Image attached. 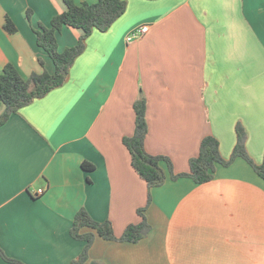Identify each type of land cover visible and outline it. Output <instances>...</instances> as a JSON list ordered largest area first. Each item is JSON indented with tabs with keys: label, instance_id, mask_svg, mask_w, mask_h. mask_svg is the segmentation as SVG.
<instances>
[{
	"label": "crops",
	"instance_id": "crops-1",
	"mask_svg": "<svg viewBox=\"0 0 264 264\" xmlns=\"http://www.w3.org/2000/svg\"><path fill=\"white\" fill-rule=\"evenodd\" d=\"M95 0H74L76 4ZM106 31L93 30L65 82L19 108L0 126V247L24 264H71L84 246L69 233L83 207L119 235L151 225L136 242L95 237L102 264H264V179L242 158L214 177L148 188L122 139L133 133V103L144 98L145 149L188 170L202 137L229 158L235 126L255 163L264 154V0H126ZM62 0H0V72H54L33 29L49 26ZM27 14L29 16H27ZM9 17L16 27L7 32ZM141 25L146 32L127 40ZM81 29L56 33L58 51ZM42 59L44 67L39 64ZM1 109V108H0ZM89 163L93 167L82 166ZM43 188L36 195V189ZM148 195L150 202L147 204ZM0 264H11L0 257Z\"/></svg>",
	"mask_w": 264,
	"mask_h": 264
},
{
	"label": "trees",
	"instance_id": "trees-1",
	"mask_svg": "<svg viewBox=\"0 0 264 264\" xmlns=\"http://www.w3.org/2000/svg\"><path fill=\"white\" fill-rule=\"evenodd\" d=\"M65 9L55 14L49 26L39 25L33 29L36 34L37 45L40 46L54 64V72L49 73L45 68L41 72H32L23 77L15 65L6 63L0 72V126L19 108L31 103L35 98L44 96L51 89L61 86L68 77L69 69L74 60L85 49V40L93 30L106 31L111 24L126 9V0H95L76 4L74 0H62ZM27 16H29L27 14ZM4 29L13 33L16 27L9 17L5 18ZM63 27L81 29L76 43L58 51L56 33ZM39 64L44 67L42 59ZM135 112V127L131 135L122 139L123 145L131 157V165L137 174L145 181L148 188L159 186L165 180V165L169 177L175 180L185 176L195 183L201 184L213 179L216 166L230 165L236 158L245 160L254 172L264 179V154L260 163H255L248 154L245 146L246 132L237 124L235 126L236 142L229 158L225 159L219 152V142L211 134L201 138L198 152L188 159V170L174 173L171 160L166 155H155L146 151L145 136L147 121L145 117L146 101L139 98L133 103ZM84 168L93 167L89 163H82ZM150 202L148 195L147 204ZM145 207L137 209L139 222L129 223L117 235L110 220H95L88 211L81 207L73 217L69 233L72 238L83 241L84 246L78 256L71 260V264H102L98 260L90 259L89 249L96 236L110 241L136 242L146 237L151 231V225L144 214ZM0 257L11 264H24L19 259L5 254L0 247Z\"/></svg>",
	"mask_w": 264,
	"mask_h": 264
},
{
	"label": "built area",
	"instance_id": "built-area-1",
	"mask_svg": "<svg viewBox=\"0 0 264 264\" xmlns=\"http://www.w3.org/2000/svg\"><path fill=\"white\" fill-rule=\"evenodd\" d=\"M147 29H148L147 25H141V26H138V27L132 29L127 35V40H131L133 38L139 37L141 34L146 32ZM42 192H43V188L40 187V188L36 189V195L42 194Z\"/></svg>",
	"mask_w": 264,
	"mask_h": 264
}]
</instances>
